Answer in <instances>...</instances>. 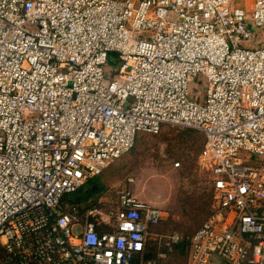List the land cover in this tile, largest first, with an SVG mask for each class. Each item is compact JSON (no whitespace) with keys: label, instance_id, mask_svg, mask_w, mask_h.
I'll list each match as a JSON object with an SVG mask.
<instances>
[{"label":"built area","instance_id":"2783aa9c","mask_svg":"<svg viewBox=\"0 0 264 264\" xmlns=\"http://www.w3.org/2000/svg\"><path fill=\"white\" fill-rule=\"evenodd\" d=\"M250 2L0 0V264H157L141 255L164 213L130 187L82 213L62 201L164 125L205 136L216 209L189 264H264V0Z\"/></svg>","mask_w":264,"mask_h":264},{"label":"rangeland","instance_id":"374dc122","mask_svg":"<svg viewBox=\"0 0 264 264\" xmlns=\"http://www.w3.org/2000/svg\"><path fill=\"white\" fill-rule=\"evenodd\" d=\"M236 3L250 10V0H236ZM253 30L256 37L252 45L264 47V29ZM109 63L111 70L116 61L110 58ZM199 79L202 84L192 80L189 85L194 95L205 89L204 80ZM204 140L199 131L170 125H164L153 136L141 134L134 148L104 172L102 181L105 190L111 193L102 198L112 202L117 187H130L139 200L163 211L166 223L160 227L159 238L168 241L173 236L179 240L191 236L216 209L212 177L198 161ZM240 155L244 157L243 153ZM177 162L179 167L175 166ZM129 179L134 183L130 184ZM87 190L88 185L73 195L74 200L83 197ZM168 263L187 264V258L174 252Z\"/></svg>","mask_w":264,"mask_h":264},{"label":"trees","instance_id":"16d2710c","mask_svg":"<svg viewBox=\"0 0 264 264\" xmlns=\"http://www.w3.org/2000/svg\"><path fill=\"white\" fill-rule=\"evenodd\" d=\"M141 134L152 135V134H147V133H139L137 135V137H136V141L138 140V138H139V136ZM204 138H205V136H204ZM136 141H135V143H136ZM107 168L101 173V175H99L98 177H95V178L91 179L88 182V184H87L88 185V190H87V192L85 193V195L83 197H80V198L74 200V198H73V195L74 194H72L70 196H66L63 199V201H62V207H63V209H65V210H71L73 207L76 206L78 208L79 213H82L83 210L86 207L95 204L102 197L107 196V195H110L109 193H111V190H109V189L108 190H105L107 187L104 186L103 181H102L104 172L107 170ZM120 188H122V187L121 186L120 187H117L116 190L113 192V194L115 195L116 192H117V190H119ZM70 197H71V199H70ZM214 212L210 213V215L208 216V218L211 215H213ZM165 223L166 222L163 219L158 225L152 226L151 227V231L153 233H157V234L161 233L160 227H161L162 224H165ZM194 233L191 236H189V237H187V238H185L183 240H179L178 242H173L171 240H168V241L166 240L165 241V240H163V238H157V239H154L153 240V238H152V239L148 240V242L146 244V247H145V250H144V252H143V254L141 256L145 260L155 259V260H157V264H169L168 262L170 260V257L173 256L174 252H178L180 255H185L186 256V258H187V264H189L190 240H191L192 236L194 235ZM161 253H166V258H164V259L159 258V254H161ZM137 262L138 261L136 260L135 263H137Z\"/></svg>","mask_w":264,"mask_h":264},{"label":"flooded vegetation","instance_id":"af4514ba","mask_svg":"<svg viewBox=\"0 0 264 264\" xmlns=\"http://www.w3.org/2000/svg\"><path fill=\"white\" fill-rule=\"evenodd\" d=\"M80 191H82V190H80ZM80 191H79V192H80Z\"/></svg>","mask_w":264,"mask_h":264}]
</instances>
